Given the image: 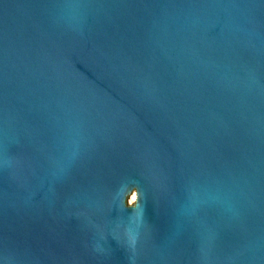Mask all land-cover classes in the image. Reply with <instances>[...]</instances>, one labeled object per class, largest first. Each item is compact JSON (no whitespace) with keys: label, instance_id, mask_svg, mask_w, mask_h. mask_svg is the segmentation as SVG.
Returning <instances> with one entry per match:
<instances>
[{"label":"water","instance_id":"95a60500","mask_svg":"<svg viewBox=\"0 0 264 264\" xmlns=\"http://www.w3.org/2000/svg\"><path fill=\"white\" fill-rule=\"evenodd\" d=\"M0 264H264V0H0Z\"/></svg>","mask_w":264,"mask_h":264},{"label":"rangeland","instance_id":"374dc122","mask_svg":"<svg viewBox=\"0 0 264 264\" xmlns=\"http://www.w3.org/2000/svg\"><path fill=\"white\" fill-rule=\"evenodd\" d=\"M133 200H131V198L128 197L127 199V203H132Z\"/></svg>","mask_w":264,"mask_h":264},{"label":"bare ground","instance_id":"6f19581e","mask_svg":"<svg viewBox=\"0 0 264 264\" xmlns=\"http://www.w3.org/2000/svg\"><path fill=\"white\" fill-rule=\"evenodd\" d=\"M129 198H131V200H133L134 199V195L132 194Z\"/></svg>","mask_w":264,"mask_h":264}]
</instances>
